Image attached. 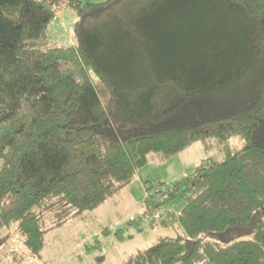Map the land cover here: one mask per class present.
<instances>
[{
	"label": "trees",
	"instance_id": "16d2710c",
	"mask_svg": "<svg viewBox=\"0 0 264 264\" xmlns=\"http://www.w3.org/2000/svg\"><path fill=\"white\" fill-rule=\"evenodd\" d=\"M80 1L0 0V233L16 222L37 255L40 214L93 209L153 156L211 138L222 160L144 183L145 215L184 203L187 239L124 264H264V0ZM63 6L75 46L36 47ZM237 227L245 237L202 240Z\"/></svg>",
	"mask_w": 264,
	"mask_h": 264
},
{
	"label": "rangeland",
	"instance_id": "374dc122",
	"mask_svg": "<svg viewBox=\"0 0 264 264\" xmlns=\"http://www.w3.org/2000/svg\"><path fill=\"white\" fill-rule=\"evenodd\" d=\"M83 4L82 0L77 3L78 7ZM214 16L215 19L220 17L217 13ZM76 20V8H58L45 29V38L37 41L35 46L41 49L73 48ZM85 77L103 100L104 89L90 69ZM225 146L234 151L243 143L233 137ZM208 158H224V147L211 138L204 143L194 142L165 160L153 156L135 171L130 182L93 209L64 210L57 217L50 213L40 214L43 247L37 255L25 246L17 223L9 224L0 233V264H124L137 252L154 246L162 237L187 239L185 230L178 223L184 203H173L168 209L156 210L147 216L144 214L147 193L144 183L162 182L163 187H168ZM60 220L63 222L58 224ZM240 230L237 227L221 235H204L202 240L218 244L232 242L245 237L243 234L249 231Z\"/></svg>",
	"mask_w": 264,
	"mask_h": 264
}]
</instances>
